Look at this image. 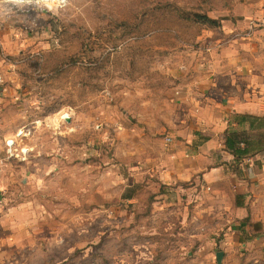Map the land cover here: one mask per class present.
Wrapping results in <instances>:
<instances>
[{
  "label": "rangeland",
  "instance_id": "obj_1",
  "mask_svg": "<svg viewBox=\"0 0 264 264\" xmlns=\"http://www.w3.org/2000/svg\"><path fill=\"white\" fill-rule=\"evenodd\" d=\"M2 7L0 264H264V153H199L191 103L264 0Z\"/></svg>",
  "mask_w": 264,
  "mask_h": 264
},
{
  "label": "crops",
  "instance_id": "obj_2",
  "mask_svg": "<svg viewBox=\"0 0 264 264\" xmlns=\"http://www.w3.org/2000/svg\"><path fill=\"white\" fill-rule=\"evenodd\" d=\"M227 57L223 61L225 68L221 71L223 76L220 82L212 81L209 86L192 88L193 100L190 102L195 111H192L195 116L193 134L195 137L197 133L199 137H205L197 147L199 153L211 155L223 152L228 159V164H225L232 168L233 157L224 147L226 131L231 127L236 130L248 129V124H238L237 115L264 116V54L255 50L235 52ZM231 59L236 61L230 62ZM210 108L211 113L205 114V109ZM242 164L239 172L243 171ZM214 167L213 170H221Z\"/></svg>",
  "mask_w": 264,
  "mask_h": 264
},
{
  "label": "trees",
  "instance_id": "obj_3",
  "mask_svg": "<svg viewBox=\"0 0 264 264\" xmlns=\"http://www.w3.org/2000/svg\"><path fill=\"white\" fill-rule=\"evenodd\" d=\"M185 18L194 24L208 29H220L222 22L207 15L188 14ZM240 126L248 124V129L229 128L224 136L225 151L233 157L231 167L234 173L239 172L240 165L247 159L264 153V116L237 115Z\"/></svg>",
  "mask_w": 264,
  "mask_h": 264
},
{
  "label": "clouds",
  "instance_id": "obj_4",
  "mask_svg": "<svg viewBox=\"0 0 264 264\" xmlns=\"http://www.w3.org/2000/svg\"><path fill=\"white\" fill-rule=\"evenodd\" d=\"M34 2L51 9L53 5H66L68 0H0V13L4 12V8L2 7L4 4L22 7L23 5L32 4ZM8 11H11V9Z\"/></svg>",
  "mask_w": 264,
  "mask_h": 264
},
{
  "label": "water",
  "instance_id": "obj_5",
  "mask_svg": "<svg viewBox=\"0 0 264 264\" xmlns=\"http://www.w3.org/2000/svg\"><path fill=\"white\" fill-rule=\"evenodd\" d=\"M223 255H224V254H223L222 252H220V253L217 254V261H218V264H221V261H222Z\"/></svg>",
  "mask_w": 264,
  "mask_h": 264
}]
</instances>
